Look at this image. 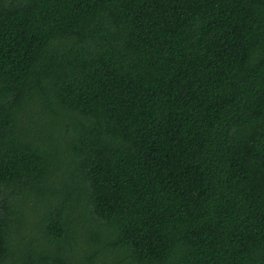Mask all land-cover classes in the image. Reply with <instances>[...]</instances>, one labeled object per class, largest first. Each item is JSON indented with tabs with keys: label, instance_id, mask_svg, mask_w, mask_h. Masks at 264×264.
I'll use <instances>...</instances> for the list:
<instances>
[{
	"label": "trees",
	"instance_id": "16d2710c",
	"mask_svg": "<svg viewBox=\"0 0 264 264\" xmlns=\"http://www.w3.org/2000/svg\"><path fill=\"white\" fill-rule=\"evenodd\" d=\"M0 264H264V0H0Z\"/></svg>",
	"mask_w": 264,
	"mask_h": 264
}]
</instances>
